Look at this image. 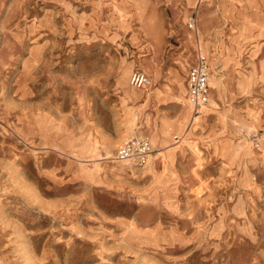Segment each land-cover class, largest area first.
Listing matches in <instances>:
<instances>
[{"label":"rangeland","instance_id":"1","mask_svg":"<svg viewBox=\"0 0 264 264\" xmlns=\"http://www.w3.org/2000/svg\"><path fill=\"white\" fill-rule=\"evenodd\" d=\"M0 264H264V0H0Z\"/></svg>","mask_w":264,"mask_h":264},{"label":"built area","instance_id":"2","mask_svg":"<svg viewBox=\"0 0 264 264\" xmlns=\"http://www.w3.org/2000/svg\"><path fill=\"white\" fill-rule=\"evenodd\" d=\"M188 23L189 26H194L193 15H190ZM209 72L207 55L198 50L195 61L189 65L186 73L188 96L194 114H198L202 105L209 101ZM129 82L135 87L146 88L151 85V77L141 70L134 69L129 75ZM151 152L149 139L146 135H133L125 139L117 148L114 159L142 167L146 165Z\"/></svg>","mask_w":264,"mask_h":264},{"label":"crops","instance_id":"3","mask_svg":"<svg viewBox=\"0 0 264 264\" xmlns=\"http://www.w3.org/2000/svg\"><path fill=\"white\" fill-rule=\"evenodd\" d=\"M198 50H201V51L205 52L204 48L202 47V45H201V43H200L199 38H198L197 43H196V51H195V55H194L193 59L191 60V62L187 65V68H186V71H185V84H186L185 88H186L187 91H188V89H187V83H186V73H187V69H188L189 65L192 64V63L195 61L196 54H197ZM205 53H206V52H205ZM206 55H207V53H206ZM207 58H208V55H207ZM208 62H209V58H208ZM208 81H209V80H208ZM209 96H210V84H209ZM188 102H189V101H188ZM192 110H193V109H192ZM177 141H178V140H177Z\"/></svg>","mask_w":264,"mask_h":264},{"label":"bare ground","instance_id":"4","mask_svg":"<svg viewBox=\"0 0 264 264\" xmlns=\"http://www.w3.org/2000/svg\"><path fill=\"white\" fill-rule=\"evenodd\" d=\"M129 84H130V82H129ZM131 85V84H130ZM131 87H133L134 88V86L133 85H131ZM135 88H137V87H135ZM139 89H147L148 87H146V88H142V87H138ZM189 101H190V99H189ZM190 104H191V106H192V103H191V101L189 102ZM204 105H206V104H204ZM204 105H202V107L204 106ZM201 107V108H202ZM200 111H201V109H200ZM200 113V112H199Z\"/></svg>","mask_w":264,"mask_h":264}]
</instances>
